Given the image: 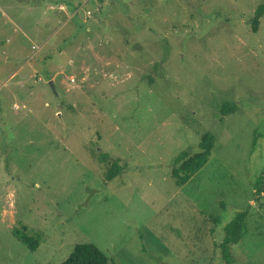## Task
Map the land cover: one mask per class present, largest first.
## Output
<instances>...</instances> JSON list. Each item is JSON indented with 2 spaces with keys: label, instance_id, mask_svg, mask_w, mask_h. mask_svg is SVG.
Returning <instances> with one entry per match:
<instances>
[{
  "label": "rangeland",
  "instance_id": "obj_1",
  "mask_svg": "<svg viewBox=\"0 0 264 264\" xmlns=\"http://www.w3.org/2000/svg\"><path fill=\"white\" fill-rule=\"evenodd\" d=\"M263 3L0 0V264H61L78 244L108 264H226L246 211L231 264H264ZM207 132L208 163L178 186L175 158ZM19 226L44 234L37 251Z\"/></svg>",
  "mask_w": 264,
  "mask_h": 264
},
{
  "label": "trees",
  "instance_id": "obj_2",
  "mask_svg": "<svg viewBox=\"0 0 264 264\" xmlns=\"http://www.w3.org/2000/svg\"><path fill=\"white\" fill-rule=\"evenodd\" d=\"M264 17V3L259 5L251 19V29L253 33L258 32L261 19ZM239 110L235 103L222 105L220 112L223 116L235 113ZM216 137L207 132L201 137L198 144V152L191 154L190 151L180 153L174 160L172 175L178 186H184L196 174H198L208 163L209 158L214 150ZM108 156L103 155L99 162H107ZM106 178L108 181L113 180L122 172L117 161H110ZM263 188L259 187L256 194H262ZM248 211L239 213L233 221L225 227V236L220 244L223 261L231 264V249L237 246L246 235V222ZM14 237L31 252H35L45 241L44 234L40 231H29L26 226H19L13 230ZM107 256L93 244H78L74 247L69 257L61 264H108Z\"/></svg>",
  "mask_w": 264,
  "mask_h": 264
},
{
  "label": "water",
  "instance_id": "obj_3",
  "mask_svg": "<svg viewBox=\"0 0 264 264\" xmlns=\"http://www.w3.org/2000/svg\"><path fill=\"white\" fill-rule=\"evenodd\" d=\"M50 87L52 88V90L54 91V85L52 82H50Z\"/></svg>",
  "mask_w": 264,
  "mask_h": 264
}]
</instances>
